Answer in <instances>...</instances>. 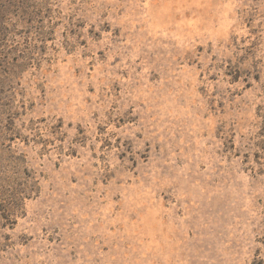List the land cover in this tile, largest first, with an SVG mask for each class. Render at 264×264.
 I'll list each match as a JSON object with an SVG mask.
<instances>
[{"label": "rangeland", "instance_id": "1", "mask_svg": "<svg viewBox=\"0 0 264 264\" xmlns=\"http://www.w3.org/2000/svg\"><path fill=\"white\" fill-rule=\"evenodd\" d=\"M0 264H264V0H0Z\"/></svg>", "mask_w": 264, "mask_h": 264}]
</instances>
